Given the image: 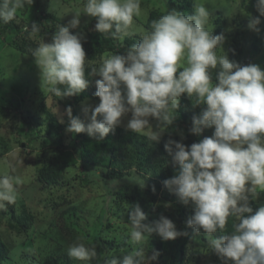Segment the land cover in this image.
<instances>
[{
  "label": "clouds",
  "instance_id": "9594fccd",
  "mask_svg": "<svg viewBox=\"0 0 264 264\" xmlns=\"http://www.w3.org/2000/svg\"><path fill=\"white\" fill-rule=\"evenodd\" d=\"M33 3L0 0V21L14 20L18 9ZM193 7L191 14L168 10L151 21L150 30L139 42L123 53L105 54L97 65L86 58L82 34L71 31L80 26L81 15L96 18V31L123 38L131 34L141 5L140 0H84L82 13L74 12L68 24L55 31L52 42H40L31 55L41 70L42 87L47 85L60 98L89 87L86 62L88 76L100 77L95 80L100 103L82 106L90 121L87 125L73 116L71 105L66 108V131L70 133L87 132L103 140L131 113L126 130L139 134L154 128L148 139L158 143L174 125L183 95L195 97L196 106L204 105L192 117L189 132L200 136L205 129H214L212 135L187 145L181 131L180 140L170 137L165 142L166 152L179 167L163 185L181 203L193 206L186 224L205 234L210 250L222 264H264V204L256 209L252 206L264 193V69L258 64L241 65L227 54L218 56L216 49L223 45L224 34L214 35L206 28L211 15L206 0H194ZM256 7L264 15V0H257ZM260 23L259 17L249 16V29L259 32ZM23 31L31 37L40 29L33 23L25 25ZM216 69L213 81L211 70ZM60 122L64 123L63 118ZM21 183L19 176L0 174V207L5 202L15 203L16 186ZM152 190L155 192V185ZM131 209L127 235L134 247L120 256L105 258L104 264H145L146 237L155 233L168 241L187 235L167 216L146 224L147 214L139 203ZM230 216L237 221L234 231L223 234ZM217 232L222 234L214 236ZM67 255L91 261L97 250L77 241L68 247ZM158 257V251L148 255L149 261Z\"/></svg>",
  "mask_w": 264,
  "mask_h": 264
},
{
  "label": "rangeland",
  "instance_id": "374dc122",
  "mask_svg": "<svg viewBox=\"0 0 264 264\" xmlns=\"http://www.w3.org/2000/svg\"><path fill=\"white\" fill-rule=\"evenodd\" d=\"M246 2L206 0L211 12L206 28L214 35L223 33L225 36L223 45L216 49L218 56L227 54L230 60L241 65L258 64L264 69V15L260 14L259 17V32L249 29V16L253 15L246 10ZM83 5L84 0H34L32 5L18 9L14 20L8 23L0 21V174L19 176L22 180L16 186L15 203L5 202L0 207V235L9 247L6 258L0 264H100L105 258L120 256L122 251H130L134 247L127 235L131 230V203L125 194L118 195V191L126 184H149L150 178L157 173L151 171L146 177L138 168L132 167L125 170L121 177L111 178L108 183L101 179L99 171L110 169L111 150L97 148L84 158L79 155L72 146L73 134L76 133L66 131L65 117L69 100L56 98L47 85L42 87L41 70L35 63V57L31 52L16 48L12 39H6L17 37L22 32L18 31L22 25L30 27V23H35L40 16L44 18L45 14L55 18L57 27L67 25L74 12L82 13ZM140 5L141 13L134 17L130 35L141 36L149 31L146 21L152 11L164 14L176 9L191 14L194 10V0H140ZM80 19V26L71 31L82 34L85 49L90 32L85 24L96 18L82 14ZM49 23L44 21L47 35ZM31 37L39 39V43L52 42V39L41 40L36 34ZM238 45L243 48L241 52L237 49ZM113 53L120 52L109 51L102 56ZM181 63L186 66V61L182 60ZM217 70H211V73L215 74ZM196 102L195 97L183 95L180 98L174 125L162 137L167 133L180 135L181 131L186 134L183 129L186 124L184 118L198 115L204 107L196 106ZM84 103L95 106L100 103V99L87 96L77 104L79 118L87 125L90 121L82 111ZM130 117L131 113L122 117L120 125L126 127ZM61 118L64 123L60 122ZM151 122L155 126L156 121L152 119ZM153 130L145 129L142 133L149 135ZM213 131L205 129L200 140L204 136H211ZM111 141H114V135ZM78 142L80 140H76ZM64 148L73 151L76 162L66 168L64 178L59 183L46 185L40 182L37 179L39 168ZM177 170L168 172L167 178L175 175ZM167 178L161 179L157 208L146 213L144 223L152 224L164 215L187 235L168 241L155 233L146 237L143 244L145 264H179L182 258L186 260L193 248L203 250L205 257L200 262L191 261L189 264H222L217 254L210 250L205 234L191 231L183 223L182 207L193 209V206L184 205L175 194L166 191L163 181ZM171 195L174 197L170 198ZM256 202L264 204V193ZM12 213L15 215L13 218L27 224L26 230L10 225ZM77 241L95 246L97 257L91 261L70 258L67 249ZM174 243L181 250L172 253L171 244ZM156 251L159 252L158 259L149 261L148 255ZM229 263L233 264L231 261Z\"/></svg>",
  "mask_w": 264,
  "mask_h": 264
},
{
  "label": "trees",
  "instance_id": "16d2710c",
  "mask_svg": "<svg viewBox=\"0 0 264 264\" xmlns=\"http://www.w3.org/2000/svg\"><path fill=\"white\" fill-rule=\"evenodd\" d=\"M257 0H247L245 3L246 10H248L253 16L260 17V12L257 10L256 7ZM162 14L152 11L150 16L146 21V27L150 30V23L154 19H158ZM55 17V16H54ZM55 18H51L50 14H45L44 18L41 16L37 19L35 23H37L40 31L36 33V36L41 37L42 39H52L55 31L58 29ZM49 21V33L47 35V27L44 28V21ZM97 20L94 19L87 24H85V28L90 30L86 45H85V52L86 58L91 59L93 63H97L98 60L102 57V55L109 51H116L123 53L125 49L131 46L134 43L139 42L141 36L138 34H132L127 36L124 40H120V38H114L110 33L102 34L95 30V24ZM33 23H30V26ZM4 26V25H3ZM25 25H22L19 28L20 35L17 37L12 36L10 38H6L7 40H11L14 46L24 52H32L37 45L39 44V39L32 38L29 35V32L23 31ZM6 27V24H5ZM15 37V38H14ZM238 51H242L243 48L241 46H237ZM90 69L85 67V76L88 78L91 83L88 88H86L83 92L74 95L72 97H65L69 100L68 106L71 105L73 109V116L79 117L77 104L83 101L87 96L99 98L95 96L96 86H95V79L98 77H90L88 76V72ZM213 81H215V74H212ZM61 88L65 86H60ZM54 95V94H53ZM55 96V95H54ZM58 99H63L60 97L55 96ZM100 99V98H99ZM67 106V107H68ZM187 116V115H185ZM194 115H189L184 118L185 127L183 128L186 132L185 137L186 139L183 142L187 145L192 144L193 142H199L200 136H196L189 132V128L192 123V117ZM68 123V117H65V124ZM114 135V141H111V137ZM176 139L180 140L181 136L177 134H169L167 133L164 135L158 143L151 141L148 139V134L145 133H134L126 130L125 126L118 125L114 131L110 132L107 137L103 140H98L96 137L89 136L86 132L76 133L73 134V148L77 150L79 155L83 158L90 155L94 152L97 148H106L111 150V156L109 158V166L110 169H101L99 171V177L104 179L106 183L110 181L111 178H118L124 175L125 170L130 169L132 167H136L140 170V172L146 176L147 173L154 171L157 174L154 175L153 178H150V183L145 184V187L141 188L138 184H126L121 187L118 191V195H126L131 203V208L139 203L142 210L145 213H149L156 209V201L159 196V190L161 189V179L167 178L168 172L172 173L174 169H177L179 166L172 162L171 157L166 152L164 144L169 139ZM76 140H80V142L76 143ZM72 151V150H71ZM69 149L64 148L61 151L57 152L54 157L47 163H44L41 168H39L37 179L46 184V185H54L59 183L65 174V170L67 167L72 165L76 162L77 158L73 156V151L71 152ZM122 157V159H119ZM85 165H88L87 162L84 161ZM98 175V172H96ZM147 177V176H146ZM87 179V178H86ZM89 182V180L87 179ZM155 185V192H153L152 187ZM166 188V187H165ZM168 189L166 188V191ZM173 198L174 196H169ZM253 208L256 209L260 205L253 201L252 204ZM132 210V209H131ZM193 209L184 208L182 207V221L186 223L187 220L191 217V212ZM14 213H12V218L10 219V225L12 227H18L20 230H26L27 224L24 222H20V220H16ZM17 222H15V220ZM237 223L234 217H229L228 222L226 224L225 233H231L234 231L233 225ZM16 225V226H15ZM189 230H193L192 228L188 227ZM222 233L217 232L213 234L214 236L221 235ZM171 252L174 253L178 249V244H171ZM181 250V248H180ZM179 250V251H180ZM184 250V246H182V251ZM9 252V247L6 242L2 239L0 235V263L6 258ZM205 253L201 249H192L185 258H182L179 264H189L191 261L200 262L204 259ZM100 264H104L101 262ZM231 264V263H229Z\"/></svg>",
  "mask_w": 264,
  "mask_h": 264
}]
</instances>
